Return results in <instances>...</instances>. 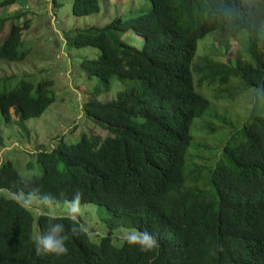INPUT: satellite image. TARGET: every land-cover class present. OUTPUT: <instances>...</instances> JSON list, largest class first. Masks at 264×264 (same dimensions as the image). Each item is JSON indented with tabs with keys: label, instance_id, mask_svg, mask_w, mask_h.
<instances>
[{
	"label": "trees",
	"instance_id": "1",
	"mask_svg": "<svg viewBox=\"0 0 264 264\" xmlns=\"http://www.w3.org/2000/svg\"><path fill=\"white\" fill-rule=\"evenodd\" d=\"M17 1L0 0V32L10 23L0 42V119L24 128L54 97L51 86L35 88L4 74L2 66L21 63L28 53L22 35L31 17L6 11ZM102 1L72 0L71 15L97 14ZM148 1L147 13L66 34L67 45L98 51L79 63L88 80L101 82L82 110L108 135H82L67 145L59 139L56 147L38 150L31 155L38 172L28 178L11 162L0 163V264H264V0ZM129 34L140 39V48L121 41ZM208 34H214L212 43L197 56V42ZM231 40L239 50L223 61ZM193 75L200 91L205 83L223 88L216 96L222 99H231V82H242L258 92L259 103L231 132L212 167L192 165L184 175L188 151L196 148L193 121L221 120L195 91ZM113 78L125 89L99 102ZM75 190L80 204L103 207L109 231L148 233L156 247L144 250L128 239L114 246L110 233L93 237L77 217H33L17 199L59 205L69 203ZM34 223L38 234L61 223L67 253L37 255Z\"/></svg>",
	"mask_w": 264,
	"mask_h": 264
},
{
	"label": "rangeland",
	"instance_id": "2",
	"mask_svg": "<svg viewBox=\"0 0 264 264\" xmlns=\"http://www.w3.org/2000/svg\"><path fill=\"white\" fill-rule=\"evenodd\" d=\"M56 2L61 4L60 8H54L49 0H19L6 8L9 17L27 12L31 20L29 29L22 35V49L28 52L27 57L21 63L9 64L6 68L2 66L5 69L4 74L22 78L35 88L51 86L49 88L54 97V102L45 112L39 118L26 122L24 128H19L16 122L5 124L0 119V163L11 162L23 178L38 172L35 158L31 155L42 148L46 150L56 147L59 145V139L67 145L76 143L82 135L97 136L101 139L108 135L107 131L86 117L82 110L87 95L96 87H101V82L94 78L88 80L86 74L79 69V63L84 59L95 58L98 51L93 48L76 49L67 45L66 34L72 35L76 30L90 27L101 29L114 18L129 19L147 13L150 9L148 0H104L99 4L100 10L97 14L74 17L70 12L72 0ZM9 24L6 23L0 32V42L7 36ZM212 35L214 34H208L197 42V45H200L197 56L206 52L205 47L209 46L214 38ZM121 41L132 44L135 48L141 46L140 39L136 37L134 42L130 34L122 37ZM238 50L237 42L231 40L228 52L222 56L223 61L236 54ZM14 84H11V88ZM193 86L195 91L209 101L210 113L219 116L221 120L220 123H216L203 116L193 121L189 133L196 148H190L188 151L189 162L186 159L184 175L188 174L192 165L200 168L212 167L219 157L221 146L223 147L230 139L231 132L238 130L240 125L247 121L248 113L259 103L258 92L247 88L242 82H231V88L227 89L231 99L225 98L226 95L223 99L216 98L223 95V88L218 86L208 88L206 83L203 84L201 92L194 75ZM123 89H125L123 85L113 78L109 91L101 93L98 101L113 100ZM3 90L4 87L0 86V92ZM204 91L209 92L205 94ZM12 120L16 121L17 118L12 115ZM222 122L224 124H221ZM29 162L32 163L31 168L27 167ZM203 174L201 173L202 177ZM20 201L33 217L40 214L49 217H77L93 237L106 236L110 233L111 243L117 247L131 234L137 233L135 229L129 227H117L109 231L104 221L107 215L103 207L98 205L79 204L78 214L70 216L67 215L69 203L45 205L35 198H31L28 203L22 199ZM33 234L35 237L38 235L35 223Z\"/></svg>",
	"mask_w": 264,
	"mask_h": 264
},
{
	"label": "clouds",
	"instance_id": "3",
	"mask_svg": "<svg viewBox=\"0 0 264 264\" xmlns=\"http://www.w3.org/2000/svg\"><path fill=\"white\" fill-rule=\"evenodd\" d=\"M17 199L24 200L25 203L31 201V196H18ZM81 199V192L75 190V194L69 201L67 215H76L79 212V204ZM76 229H73L75 232ZM65 229L61 223H54L43 234H38L35 237V251L37 255L40 254H54L57 256L66 254L68 249L66 247L67 235L64 234ZM129 243H135L144 250H150L156 247L155 238L148 233H133L128 238Z\"/></svg>",
	"mask_w": 264,
	"mask_h": 264
}]
</instances>
